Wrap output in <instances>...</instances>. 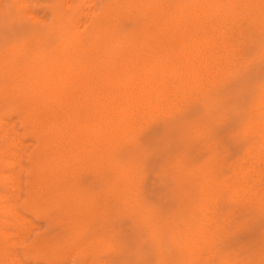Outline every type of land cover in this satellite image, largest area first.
Here are the masks:
<instances>
[{"label":"rangeland","instance_id":"374dc122","mask_svg":"<svg viewBox=\"0 0 264 264\" xmlns=\"http://www.w3.org/2000/svg\"><path fill=\"white\" fill-rule=\"evenodd\" d=\"M127 2L0 0V60L7 56L24 63L45 45L55 52L68 35L77 42L73 34L78 23ZM119 17L125 32L142 22L129 12ZM241 18L230 22L229 40L195 34L182 35L184 43L175 35L168 38L171 43H162L165 48L156 47L149 58L171 71L163 90L169 102L141 117L126 130V138L115 140L113 161L94 151H78L74 134L64 132V179L55 180L60 186L51 181L48 192L34 194H42L41 199L28 196L33 171L29 155L36 144L24 135L30 108L7 87L13 75L0 71V128L9 132L2 146L16 142L8 157L13 164L6 168L8 188L2 191L16 219L11 218L13 227L8 229L12 239L0 242V264H264V15L255 10ZM172 45L177 52H170ZM102 51V46L93 45L82 57L107 58Z\"/></svg>","mask_w":264,"mask_h":264},{"label":"bare ground","instance_id":"6f19581e","mask_svg":"<svg viewBox=\"0 0 264 264\" xmlns=\"http://www.w3.org/2000/svg\"><path fill=\"white\" fill-rule=\"evenodd\" d=\"M127 1L129 2V0ZM133 1H135L136 5L131 2L130 3L127 2L128 5L123 4L122 6L110 5L108 6L109 9L108 11L105 10L104 12L100 13V15H97L86 22L78 23L74 28L75 30L73 34L74 35L73 39H77V42L72 41V39H69L68 37L69 35H68L65 41L63 42V44H58L60 46L59 48L56 49L57 51L55 52L52 51L53 48L51 50L52 52L47 47L45 48L46 46L45 45L43 48H40L37 51L35 58H30L29 56V59L24 63H21L7 56L5 60H0V71H6L10 76L13 75V80L11 81V83L8 84L7 87L10 89V91L12 90L13 94L17 95L16 98L20 102H22L23 104L24 103L27 104L26 108H30V115H27V120L29 121L28 122L29 127L25 126L27 127V129L25 132L26 134L24 133V135L25 136L28 135V137L32 136L34 141H36L35 142L36 144L34 143L35 146L32 148L33 149L32 154L30 153L29 155V163H31L33 166V171L29 176L30 180H28V182L32 183V185L30 186V192H28L29 197H33L34 199L38 198L39 195L35 197L34 194L37 195L45 191L46 186L48 187L51 181L53 182V184L54 183L57 184V182L55 181L57 178L61 177L64 179V177H62L63 173L60 174L61 169L64 168L67 162V160H65V154H64V151H66L65 145L63 143L64 132L68 131L69 133L74 134L75 144H76L75 147L78 151H83V150L86 152L90 151L92 154L94 151L98 153V157H100L101 159L105 157L108 158L112 157L111 161H113L115 155L113 156L111 155V153L114 150H118V149L113 150V147L116 145L115 140L118 141L119 137L121 135H124L127 132L126 131L127 129L131 128L133 125L138 123L141 117L143 119L144 116L152 113L154 109L160 106V103L163 102L165 100L164 98L166 97L164 95L165 93L163 92V90H165L164 88L167 87L165 81L167 79V76L165 75L168 74L170 70L168 71L167 68H163V66L162 67L157 66L158 61L156 62V60L158 59L153 60L152 58H149L150 56L149 54H152L153 51L156 50L155 49L156 47L161 46L162 43L165 44L166 42H169L167 41L168 38L174 37L175 35H181V37L182 35L184 36L186 35V37L192 35L195 36V34H197L198 36L205 35L208 37L211 35L212 36L219 35L218 37H223L226 40L227 39L229 40V37L231 36L230 26H229L231 21H233L236 18H241L242 15L246 13H253L255 10L258 12V16L264 15V0H179V1L178 0L177 1L133 0ZM101 4L103 5V3ZM80 8H82V6H80ZM125 12H129L131 17L139 18L142 21L139 22V24L136 25L132 30H128V32H125L123 19L119 17V15L121 16V14ZM56 23L58 24V21ZM69 23L65 24V26H67V28L65 29L66 32L69 30L68 28ZM71 23L73 24L75 22H71ZM54 28H56V26H54ZM70 36L72 37V35ZM184 38H183V42H184ZM174 40L175 39H173L172 42H175ZM185 40L187 41V39ZM169 43H171V41ZM232 43H234V41H232ZM182 44L181 47L184 48L185 45L182 46ZM93 45L102 46L103 47L102 54L107 55L106 56L107 58H103V57L98 58L93 56L94 58L90 59L91 61H88L87 57L85 58L82 57L84 56V53H90L89 51L93 49ZM125 45H127V47ZM173 46L174 45L170 47V50L171 49L173 50V48H175ZM187 46L188 45H186V47ZM162 47L165 48V46H161V48ZM172 50L170 51L171 53ZM176 50L177 48L173 51L177 52L178 50L177 51ZM203 50H201V54H203L202 53ZM109 52L117 53L118 54L117 56H120L119 54L123 53L124 56L112 57L110 56ZM181 52H182V48H181ZM186 52L185 54L187 55L189 52L188 53ZM72 53L73 54L75 53L76 56L74 57L71 56ZM183 53L181 55H183ZM205 53L207 55L209 54L207 53V51ZM176 54L177 53H175V55ZM201 54L199 57L202 56ZM172 55H171L172 56L171 61H173L174 58V54ZM223 55L225 56V54ZM184 57L182 58L183 64L185 60ZM199 57H197L198 59L195 60V66L196 64L197 65L199 64L197 63ZM206 59H208L207 56ZM206 59L205 61L209 62V60ZM217 60L219 62L218 58ZM180 61L181 60H179L178 62ZM176 63L175 65L177 66ZM190 63H192V61H190ZM176 66H173L174 70ZM182 67H183L182 64L179 65V68ZM192 69H195V67ZM192 69L191 71H193ZM174 70H172L173 73L175 72ZM182 70L180 69L181 73ZM198 73L200 72L198 71ZM192 78H195L196 80V77L193 76ZM171 82L172 84L175 83L172 80ZM192 83H190V85ZM168 88H170V86ZM175 89H172V91ZM200 89L202 90V88ZM181 91L183 92V90ZM203 91L205 90L203 89ZM171 93L172 92L170 91V94L167 95H172ZM12 100H14V98ZM183 100L185 101L184 98ZM66 106H69V108H66ZM15 107L17 108V106ZM18 111L20 112V110ZM159 111L162 110L159 109ZM12 112H14V110ZM17 127L19 129V126ZM137 127L136 129H139L142 127V125L139 128ZM8 137H9V132L6 129L0 128V242L3 241L9 242L10 239H12V237L10 238L11 235L8 233L9 231L8 229L13 227V221H11V218L16 219V217L14 216L15 215L14 209L10 207L9 204L6 203V198H4V194H2V191L5 192V189L8 188V183H9V175L6 172V168L8 165L13 164V162H10L9 164V160H8L10 154V148L14 146L16 143L15 141H13L10 143V146L8 145L7 147H3L2 145ZM124 137L126 138L125 135ZM112 165L121 169L120 164H112ZM77 167L80 168V166ZM11 189H13V187ZM46 192L48 191H45V193ZM60 193L63 195L62 192ZM68 193L71 192L69 191ZM64 195L66 196V194ZM7 196L9 197V194ZM46 196L49 198L48 195ZM69 196L70 194H68V197ZM69 199L71 198L69 197ZM71 201H73V199ZM45 204H48L49 206L50 202ZM72 224L74 223L72 222ZM77 230L81 231L79 229ZM108 236L111 237L112 235L110 234ZM82 239L84 241V238ZM13 242L14 241H12L11 243ZM85 249L83 250L85 251ZM72 251L73 250H71V252ZM61 254L63 255V253ZM2 256L3 255H1V257ZM83 257L80 258V260L81 259L84 260L85 258ZM63 259H65V257ZM44 262L45 260L43 261V263ZM87 263L89 262H86V264ZM97 263L99 264V262Z\"/></svg>","mask_w":264,"mask_h":264}]
</instances>
